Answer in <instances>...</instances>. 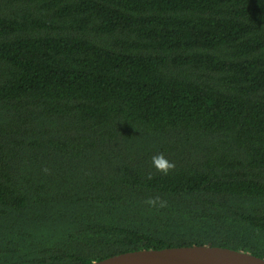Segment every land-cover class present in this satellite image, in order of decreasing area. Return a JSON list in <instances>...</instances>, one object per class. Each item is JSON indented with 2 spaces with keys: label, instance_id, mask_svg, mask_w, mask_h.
Listing matches in <instances>:
<instances>
[{
  "label": "trees",
  "instance_id": "trees-1",
  "mask_svg": "<svg viewBox=\"0 0 264 264\" xmlns=\"http://www.w3.org/2000/svg\"><path fill=\"white\" fill-rule=\"evenodd\" d=\"M188 245L264 258V0H0V264Z\"/></svg>",
  "mask_w": 264,
  "mask_h": 264
},
{
  "label": "water",
  "instance_id": "water-1",
  "mask_svg": "<svg viewBox=\"0 0 264 264\" xmlns=\"http://www.w3.org/2000/svg\"><path fill=\"white\" fill-rule=\"evenodd\" d=\"M91 264H264V258L227 247L188 245L129 251Z\"/></svg>",
  "mask_w": 264,
  "mask_h": 264
},
{
  "label": "clouds",
  "instance_id": "clouds-1",
  "mask_svg": "<svg viewBox=\"0 0 264 264\" xmlns=\"http://www.w3.org/2000/svg\"><path fill=\"white\" fill-rule=\"evenodd\" d=\"M151 165L156 172L162 175H168L176 167L175 162L169 160L165 154L160 151L151 156ZM149 178H151V174ZM145 203L153 207L157 206V204L161 207L164 206V201H161L159 197H149Z\"/></svg>",
  "mask_w": 264,
  "mask_h": 264
}]
</instances>
